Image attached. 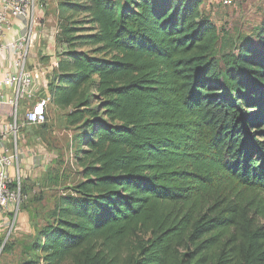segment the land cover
Segmentation results:
<instances>
[{"label": "trees", "instance_id": "trees-1", "mask_svg": "<svg viewBox=\"0 0 264 264\" xmlns=\"http://www.w3.org/2000/svg\"><path fill=\"white\" fill-rule=\"evenodd\" d=\"M54 18L46 87L82 171L22 264H264V13L221 55L203 0H57Z\"/></svg>", "mask_w": 264, "mask_h": 264}, {"label": "rangeland", "instance_id": "rangeland-1", "mask_svg": "<svg viewBox=\"0 0 264 264\" xmlns=\"http://www.w3.org/2000/svg\"><path fill=\"white\" fill-rule=\"evenodd\" d=\"M47 1L49 0L43 2L47 3ZM56 1L52 0V5L49 6L53 13L56 10ZM43 2L39 0L46 11ZM203 2L205 13L211 17L220 33H224L215 51L217 55L232 50L239 37L250 36L259 25L264 13V0H234L229 6H223L220 0H203ZM38 17L36 23L41 27L39 19L41 22L43 20ZM77 18L81 19V16ZM56 22L55 19L54 27L44 23L42 32L48 34L50 29H56ZM43 37L47 41L48 37ZM54 38H50V43H53L50 44V50L58 60L64 46L56 44ZM43 44L41 38L38 46H35L36 56L33 60L31 58L28 60L30 67L35 66L36 62L40 64L49 58L43 55L42 48L45 49ZM29 51L31 52V49ZM49 80L50 78L45 82L46 91L40 87L32 100L23 102L18 112L20 123L27 108L40 99L46 100L48 115L45 121L41 124L21 126L16 135L19 164L23 168L21 185H25L24 191L22 190L25 198L14 223L13 217L9 216L8 222L0 226V247L3 245L9 247L2 252L0 248V264H22L29 257H36L37 252L30 253L29 246L34 241L41 240L40 230L48 221L52 222L49 216L57 198L66 193L67 187L80 178L82 171L78 157L82 155L79 149H82L83 145L77 143L74 128L67 125V109L58 107L51 99L46 87Z\"/></svg>", "mask_w": 264, "mask_h": 264}, {"label": "built area", "instance_id": "built-area-1", "mask_svg": "<svg viewBox=\"0 0 264 264\" xmlns=\"http://www.w3.org/2000/svg\"><path fill=\"white\" fill-rule=\"evenodd\" d=\"M233 1L220 0L223 6L231 5ZM42 10L39 0H0V107L5 104L10 107L8 113L0 114V226L8 222L9 216L13 217L14 223L25 198L21 194L23 168L17 160L18 128L41 124L47 115L46 100L40 99L25 110L22 122H18L23 102L32 100L40 89L38 79L43 71L38 62L30 67L28 60L34 24ZM15 20H23L24 30L15 38L7 39ZM55 33L56 29L52 28L47 37L54 38ZM11 168L13 173H10Z\"/></svg>", "mask_w": 264, "mask_h": 264}, {"label": "crops", "instance_id": "crops-1", "mask_svg": "<svg viewBox=\"0 0 264 264\" xmlns=\"http://www.w3.org/2000/svg\"><path fill=\"white\" fill-rule=\"evenodd\" d=\"M43 1L44 0H42V2ZM51 2H52V0L47 1V3L43 2V4L46 7V11L43 8L42 12L40 14H37V17L39 16L38 18H42L43 21L41 22L39 19V22L42 24L41 27L38 23H35L36 27H34V32L32 35V45H31V52H30L31 53V59L33 60V58H34V56H36L35 54L37 52V50L35 51V46L36 45L38 46V42L41 41V38H42V41L44 43L43 45H45V49L42 48L43 55L49 57L48 59H45L46 60L45 62L42 61V63H40V69L43 71L42 72L43 75H41V77H39V79H38V85H39L38 88H40V85H41V87L44 88L43 91H46L45 82L49 78V73L57 61V58L53 55L52 51L50 50V47H51L50 46V44H51L50 38H47V41L44 40L43 36H47V34L45 32H42V31H44L42 29V26H44L43 25L44 23L46 25H50V26L52 25L51 27L55 26L54 13L52 11H50V9H49V6L52 5ZM203 6H204V2H203ZM44 15H45V17H44ZM35 28H36V31H35ZM22 30H24L23 20H15L14 21V28L11 32L8 33L7 39L15 38L16 36H18L22 33ZM51 99H52V97H51ZM9 111H10V107L7 104L2 105L0 107V114L1 113H8ZM17 160L19 161V157ZM13 172H14V169L11 168L10 173H13Z\"/></svg>", "mask_w": 264, "mask_h": 264}]
</instances>
